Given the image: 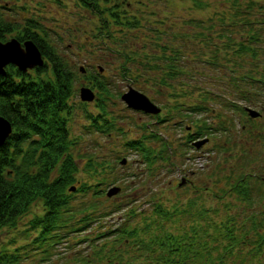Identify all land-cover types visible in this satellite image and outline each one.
Instances as JSON below:
<instances>
[{
    "label": "trees",
    "instance_id": "1",
    "mask_svg": "<svg viewBox=\"0 0 264 264\" xmlns=\"http://www.w3.org/2000/svg\"><path fill=\"white\" fill-rule=\"evenodd\" d=\"M79 1L98 16L102 25L97 35L102 41L117 37L112 23L120 24L121 31L137 23L129 16H121V12H115L117 5H112L110 0ZM194 1L206 7L204 0ZM224 3L225 6L217 9L215 12L218 13L206 22L195 20L197 28L191 43L199 42L207 46L206 49L198 45L184 51L183 46L181 49L173 46L167 51L160 46L157 56L150 52L152 62L144 53L146 64L154 73L158 69L164 70L163 75L152 77L151 83H160L171 96L198 90L203 100L215 99L210 89L217 86L223 88L231 99L256 101L251 94L264 90V0H224ZM39 27L34 18L21 24L0 13V38L4 39L11 32V37L19 40L31 39L45 60L34 73L31 70L23 72L10 64L6 72L0 74V114L13 125L12 133L0 146V229L15 227L18 218L34 201H40L44 211L36 215L32 226L40 227L43 240L40 245L48 248L61 241L60 231L64 228L82 231L93 220L108 221L122 205L109 202L111 197L103 195L101 186L110 181L105 170L110 164L105 154L99 151L81 157L83 169L93 177L92 181L89 184L83 181L76 190H70L77 181L79 164L72 154L75 143L68 126L72 111L69 99L82 71L57 52L48 41V32ZM214 34H217L219 43L214 40ZM117 53H123L130 62L136 60L128 52H123L122 47ZM131 55L138 56L143 63L140 52H131ZM186 60L198 62L185 63ZM128 63L123 66L122 75L131 79L135 74L128 72ZM211 72H217L222 78L212 76L205 87L199 79L204 75L211 76ZM83 75L87 78V86L97 93L98 114L92 116L91 126L109 135L117 128L116 116H112V110L106 104L114 95L107 77L98 70ZM180 105L185 103L176 102L175 109H180ZM200 106L202 110L204 102L188 107L199 110ZM158 137L156 130H148L142 137L127 139V143L141 148L153 166L159 157L166 160L165 153L169 152L165 150L168 148L166 139H162L164 141L158 143V147L154 145ZM145 138L155 142L147 145ZM75 191L82 192L80 200L73 201ZM241 198L246 202L241 209L243 217H240L241 213L237 215L226 208L221 210L218 220L207 215L204 223L199 221L201 210L190 216V222L185 217V210L174 205L175 209L169 211L163 199H156L151 210L132 208L120 226L99 232L96 239L104 238L103 241L95 243L93 254L83 256L87 257L84 261L86 264H264V217L254 209L247 212L248 205L254 202L253 195L244 194ZM137 216V222L131 224L130 221ZM108 233H114L113 238ZM70 241L73 243L71 238ZM19 263L21 253L0 251V264Z\"/></svg>",
    "mask_w": 264,
    "mask_h": 264
},
{
    "label": "rangeland",
    "instance_id": "2",
    "mask_svg": "<svg viewBox=\"0 0 264 264\" xmlns=\"http://www.w3.org/2000/svg\"><path fill=\"white\" fill-rule=\"evenodd\" d=\"M110 2L114 6L117 5L114 8L115 12H121V16L126 18L129 16L130 20L135 19L137 23L134 27H124L122 31L120 24L112 23L117 37L105 42L97 35L102 25L98 16L91 13L79 0H0V13L4 18L21 24L28 18H34L41 26L40 30L44 29L48 32V41L57 52L74 65V68L83 66L85 69V73L79 72L78 80L74 83V92L69 99L72 111L68 126L71 139L75 143L72 145V154L79 164V169L76 171L77 181L73 185L79 186L83 181L89 184L92 181L93 177L83 169L84 160L81 157L92 151H99L105 154L110 164L105 169L110 181H106L101 186L103 195L106 196V191L114 185L121 187L119 192L109 198L111 200L109 202L119 203L122 207L113 212L108 221L93 220L82 231L64 228L60 231V235L63 236H59L60 243L56 242L48 248L40 245L43 241L39 234L40 227L32 226V220L44 211L42 203L34 201L29 210L18 218L15 227L5 226L0 229V251L21 253L19 264H86L84 259L87 257L83 256L93 254L95 243L104 239H96L99 232L120 226L122 221L127 219V213L132 208L136 211L151 210L153 204L157 203L156 199H163L169 211L175 209L174 205L183 210V204L187 201V206L191 203L193 207L195 205L201 209V214L204 216L201 220L204 223L207 215L212 220H218L221 217V210L226 208L237 215L241 213L240 217H242L243 213L239 206H243L246 202L241 197L244 198L245 192L250 196L246 189L240 187L237 190L239 200H235L237 194L228 193L231 187L226 195L227 193L223 194L219 188L224 184L214 182L222 179L223 174L230 171V164L241 160L238 154L224 148L226 146L223 144L225 141L223 134L226 132L220 131L219 125H224L229 122L230 117L237 118L241 114L239 107L242 101L237 100L236 105H230L232 99L224 94L223 88L217 86L210 89L215 99L203 100L198 90L188 91L186 95L171 96L160 83H151L152 77L163 75L164 70L158 69L154 73L150 65L146 64L147 60L144 56V53H147L152 62L153 57L150 52L157 56L160 53V46L167 51L173 46L179 49L183 46L184 51L198 45L206 49L207 46L199 42L191 43L197 28L195 20L202 19L206 22L210 16H215L218 13L215 11L225 6L224 0H204L206 7L199 6L194 0H110ZM12 35L8 32L3 42ZM213 38L216 42L219 41L217 34H214ZM121 47L123 52H128V55L135 57L136 60L130 62L123 53H117V49ZM114 48L116 51H113ZM131 52H140L143 63L138 60V56L131 55ZM127 62L129 63L126 67H130L128 72L132 71L135 74V76L131 75V79H127V75H122L123 66ZM191 62L198 61L191 60ZM191 62L185 61V63ZM100 66L102 71L99 70ZM200 68L205 71L202 65ZM97 70L107 77L114 94L106 104L108 109L112 110V116L113 114L116 116L117 129H113L109 135L91 126L92 116L98 114L96 97L88 102L80 98V87L82 84L87 85V78L83 74L89 75ZM31 71L34 73V70ZM47 72L50 73V69ZM211 74L199 79L205 87L207 81L211 82L212 76H217L219 80L222 78L217 72ZM173 84L179 85L177 82ZM130 86L144 92L162 106L161 118L126 105L121 94ZM175 92L181 93L178 90ZM176 102H184L185 105L175 109ZM200 102H204L206 120L201 127L205 131L208 144L204 151L200 152L199 157L194 148L188 145V141H185V121L188 119L189 122H193L192 118L197 117L198 113L195 111L198 110H192V107L188 106ZM216 118L221 122H212ZM195 123L197 125V122ZM143 125L146 126L145 129ZM148 130H156L159 133L155 146L158 147V143L164 141L162 139L168 140V148L165 150L169 152L165 153L166 160L159 157L154 161L153 166H151L152 160L148 161L145 158L141 148L127 143V139L142 137V134L148 133ZM221 135L223 140H219ZM144 141L147 145L155 142L150 141L149 138H145ZM146 150L149 152L148 149ZM123 159L125 163L121 162ZM260 164L261 167L255 169L258 172L263 170L264 161ZM186 174L193 179L194 184L178 185L180 181L182 182V176ZM224 186L226 190L231 184L228 182ZM211 187L219 188L220 193L214 195ZM253 191L254 202L248 205L247 212L254 209L264 217V191L260 185L250 190L251 193ZM81 197L82 192L75 191L73 201L80 200ZM191 211H195L194 208ZM138 219L139 216L130 223L134 224ZM108 234L113 238L114 233ZM70 238L73 243H70ZM79 239L82 240L78 241ZM110 243L112 244L113 241L111 240ZM16 248L18 250H15Z\"/></svg>",
    "mask_w": 264,
    "mask_h": 264
},
{
    "label": "flooded vegetation",
    "instance_id": "3",
    "mask_svg": "<svg viewBox=\"0 0 264 264\" xmlns=\"http://www.w3.org/2000/svg\"><path fill=\"white\" fill-rule=\"evenodd\" d=\"M20 41L23 45V41ZM251 95L256 97V101L242 100V105L239 107L241 113L239 115L240 117L237 116V118L233 119L230 117L229 122L224 125H219L221 127L219 130L226 132L223 134L225 137L223 144L226 146L224 148L230 149L231 152L238 154L241 157V160L237 163L230 164V171L224 173L222 179L214 180V182H216V184L221 183L224 185L230 182L231 186H229L226 190H224V185L219 186V188L221 189V192L225 194L231 187L232 189H230L231 191L228 193H236L237 197L235 200H239L237 190H239L240 187L244 190L246 189L245 191H248L250 195H254V191L251 193L250 190L255 189L257 185H260L264 191V168L261 172L255 170L260 168L261 164L259 165V163L264 161V90L255 91ZM235 102L236 100H232L230 105H236ZM248 107H253L260 113L257 115H250L247 110ZM200 108L201 106L198 111H195L198 115L197 117L192 118L193 122H189L188 119L185 121V141H188V145L192 149L194 148L193 150H195V153L198 154L199 157L200 152L204 151L203 149L208 144V139L205 138V131L201 127V124L204 125L206 120V113L203 109L200 110ZM161 114L162 112L159 115H156V117L161 118ZM195 122L200 124L196 125ZM212 122H221V120L216 118L215 120H212ZM200 140H203V142L199 143ZM219 140H223L222 135L219 137ZM180 182L178 185L194 184L193 179L187 174L186 176H182V183ZM219 188L211 187V190L213 193L218 195L220 193ZM228 193L226 195H228ZM245 194L247 193L245 192ZM239 207L242 209L244 205Z\"/></svg>",
    "mask_w": 264,
    "mask_h": 264
},
{
    "label": "water",
    "instance_id": "4",
    "mask_svg": "<svg viewBox=\"0 0 264 264\" xmlns=\"http://www.w3.org/2000/svg\"><path fill=\"white\" fill-rule=\"evenodd\" d=\"M24 45V46H23ZM21 43L16 37H12L3 42L0 40V74H4L6 66L10 63L17 65L22 71H27L29 68L36 66H42L45 62L41 50L36 43L27 39L24 43ZM82 72H85L83 66H80ZM100 71L102 67L100 66ZM80 98L83 101H92L95 98V91L93 88L82 85L80 87ZM121 98L127 103L129 107L134 109H140L148 113L158 114L161 111V107L154 103L150 97L144 92L130 86L127 91L123 92ZM249 111L253 115H257L259 112L255 109L249 108ZM13 129L11 121L0 114V146L10 136ZM200 141L199 143H202ZM125 163V159L121 161ZM76 186L71 185L70 190H75ZM120 186L114 185L107 191L108 196H112L119 192Z\"/></svg>",
    "mask_w": 264,
    "mask_h": 264
}]
</instances>
